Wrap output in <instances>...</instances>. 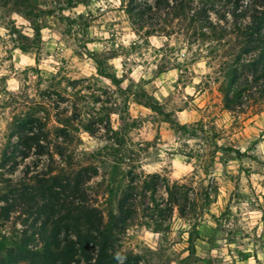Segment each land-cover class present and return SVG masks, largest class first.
<instances>
[{"label":"rangeland","instance_id":"1","mask_svg":"<svg viewBox=\"0 0 264 264\" xmlns=\"http://www.w3.org/2000/svg\"><path fill=\"white\" fill-rule=\"evenodd\" d=\"M124 5L0 0V154L14 119L39 108L48 129L77 128L62 146L74 152L75 168L97 170L88 187L101 208L129 175L159 174L176 185L181 203L186 196L185 217L170 214L163 186L154 196L155 221L139 209L118 243L139 264L263 263L264 103L243 114L225 111L216 64L203 48L178 34L145 36ZM46 164L32 155L7 175L17 182L26 167Z\"/></svg>","mask_w":264,"mask_h":264},{"label":"trees","instance_id":"2","mask_svg":"<svg viewBox=\"0 0 264 264\" xmlns=\"http://www.w3.org/2000/svg\"><path fill=\"white\" fill-rule=\"evenodd\" d=\"M124 12L147 37L178 34L203 48L216 64L213 82L225 111L243 114L264 103V0H125ZM148 105L162 114L155 102ZM38 111L14 119L0 154V264H139L138 255L122 252L118 244L139 209L155 221L154 196L163 186L170 214L177 209L185 217L186 196L181 203L176 185L159 174L129 175L127 186L109 190L101 208L88 187L97 170L75 168L74 152L62 146L73 141L77 128L67 122L48 129ZM32 155L46 159L45 169L26 167L23 178L12 181L7 174ZM146 195L150 203L140 208Z\"/></svg>","mask_w":264,"mask_h":264},{"label":"clouds","instance_id":"3","mask_svg":"<svg viewBox=\"0 0 264 264\" xmlns=\"http://www.w3.org/2000/svg\"><path fill=\"white\" fill-rule=\"evenodd\" d=\"M112 2L113 3H117L118 4V2H119V0H112ZM3 30L2 29H0V32H2ZM125 43H127V41H125Z\"/></svg>","mask_w":264,"mask_h":264}]
</instances>
